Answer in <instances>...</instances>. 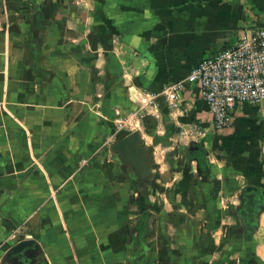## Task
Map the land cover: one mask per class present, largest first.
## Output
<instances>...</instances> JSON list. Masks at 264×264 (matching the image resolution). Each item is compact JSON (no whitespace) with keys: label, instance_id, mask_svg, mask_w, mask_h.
Returning <instances> with one entry per match:
<instances>
[{"label":"crops","instance_id":"0c3cea01","mask_svg":"<svg viewBox=\"0 0 264 264\" xmlns=\"http://www.w3.org/2000/svg\"><path fill=\"white\" fill-rule=\"evenodd\" d=\"M37 1L0 0V247L17 230L41 248L32 264H221L261 254L264 103L239 105L213 132L194 86L174 103L160 97L264 28V0H60L64 44L38 40L29 17L17 18ZM73 25L86 40L92 32L96 59L65 55ZM150 95L155 117L131 128L144 143L137 168L107 144L124 132L123 107L138 111ZM199 152L203 168L190 158ZM6 250L0 264H30Z\"/></svg>","mask_w":264,"mask_h":264},{"label":"built area","instance_id":"2783aa9c","mask_svg":"<svg viewBox=\"0 0 264 264\" xmlns=\"http://www.w3.org/2000/svg\"><path fill=\"white\" fill-rule=\"evenodd\" d=\"M194 86L211 116V129L220 132L232 123V112L243 103H264V28L243 35L230 48L198 62L182 80L164 91L176 102L180 92ZM155 95L147 100L156 107ZM147 103V102H146Z\"/></svg>","mask_w":264,"mask_h":264},{"label":"rangeland","instance_id":"374dc122","mask_svg":"<svg viewBox=\"0 0 264 264\" xmlns=\"http://www.w3.org/2000/svg\"><path fill=\"white\" fill-rule=\"evenodd\" d=\"M47 1L46 0H38L35 4H33V6L31 7V10H28V8L22 10L21 13L18 15L19 17H17V18L25 20L27 17H29L30 21H28V22L31 24L33 29H36L38 31V35H37L38 40H40V39H41V41L44 40V43L47 40L46 38H55V40H58V42H61L60 40H62L63 44L67 43L68 41L65 40L66 36L63 35V33H65V32H63L61 30L60 25L59 26L56 25V22L61 21V15L58 13L60 10L61 2H60V0H56L57 2L56 1L53 2V10L50 12V8L48 6L49 3H47ZM39 7H40V9H39ZM47 11L49 12L48 15L46 13ZM74 14H75V16H73L74 19L73 18L72 19L76 23V19H77L76 11H74ZM76 28L77 27L75 25L71 30L72 35L69 36V39H68L69 44H70V46L68 48L69 53L66 52V49H65V55L69 54L72 56H76V55L84 52L85 56L88 59H90V60H92V58L96 59L97 57L94 56V53H93L95 48L92 45L93 44V41L91 39L92 38V32L91 31L89 32L90 37L87 38V40H86L83 37H81V36H84L85 33L82 31H78ZM52 29H55V30H52ZM70 38H72L73 40H70ZM78 40H80V41H78ZM38 44H39V42H38ZM54 44L58 45L56 47H58L60 50L63 47L61 45V43H54ZM58 48L56 50H58ZM63 54H64V52H63ZM97 81H98V79L95 80V83H97ZM118 105H120V104H118ZM149 107L155 108L153 106V103H149L148 101H147V103H146V101L141 102L140 105L138 103V108H139L140 112H139V110L135 111V112H131V110H129L130 108L123 107L125 110H123L122 113L119 112L121 116L119 115V119L117 120V122H118L117 124L122 126L124 131L131 132L132 131L131 128L134 127L135 124H137L136 121H138L139 125H140L141 124L140 121L144 120L145 117L146 118L147 117H150V118L155 117V115L153 113L149 114V112H153L151 109H147ZM117 108H119V107H117ZM92 114L93 113L90 111L85 112L86 117H88V115H89V119H92L94 117V114L93 115ZM104 128H105L104 131L106 133L105 135H111L112 134V126L107 127V128L104 127ZM90 133H91V131H90ZM113 141H114L113 139H111L110 142L108 141L107 147H109L110 149H112V147H113V145H112V144H114ZM151 149H152V146L150 147V150ZM159 154L164 155L163 150H158L157 155H159ZM246 226H249L251 228V224H247ZM16 232H17V230L16 231L14 230L13 232L11 231L10 234H8V238H10V240L7 242H4L1 245V247H0L1 253H3L6 249L8 250L9 247H11L16 241L19 240V237L21 236V234H16ZM259 250H260L261 254L260 253L259 254H257V253L253 254V252H251L250 255H244V256L229 255L228 260L226 262H225V260H221V259L219 262L221 264L224 262L227 264H264V249L259 247Z\"/></svg>","mask_w":264,"mask_h":264},{"label":"water","instance_id":"95a60500","mask_svg":"<svg viewBox=\"0 0 264 264\" xmlns=\"http://www.w3.org/2000/svg\"><path fill=\"white\" fill-rule=\"evenodd\" d=\"M160 99L164 100L165 96H161ZM121 137L120 139L118 137L119 140L113 145L112 151L118 153L125 164H132L137 168L142 166L144 143H142L139 133L136 131L126 133L124 131ZM27 253H29V256H26ZM39 253H41V248L35 240H27L20 236L19 241L7 250L6 256L17 257L21 262L27 263L29 261L32 264L33 257H38Z\"/></svg>","mask_w":264,"mask_h":264},{"label":"trees","instance_id":"16d2710c","mask_svg":"<svg viewBox=\"0 0 264 264\" xmlns=\"http://www.w3.org/2000/svg\"><path fill=\"white\" fill-rule=\"evenodd\" d=\"M190 158L196 160L198 166L200 168H203V166H204L203 153L199 152L198 154H196V153L190 154Z\"/></svg>","mask_w":264,"mask_h":264},{"label":"flooded vegetation","instance_id":"af4514ba","mask_svg":"<svg viewBox=\"0 0 264 264\" xmlns=\"http://www.w3.org/2000/svg\"><path fill=\"white\" fill-rule=\"evenodd\" d=\"M13 258L15 259V257H12V258H11V259H9V260H11V261H12V260H13Z\"/></svg>","mask_w":264,"mask_h":264}]
</instances>
